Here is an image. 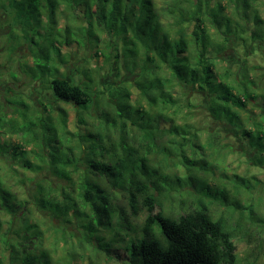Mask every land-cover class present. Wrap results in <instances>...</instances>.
Wrapping results in <instances>:
<instances>
[{"label":"trees","instance_id":"1","mask_svg":"<svg viewBox=\"0 0 264 264\" xmlns=\"http://www.w3.org/2000/svg\"><path fill=\"white\" fill-rule=\"evenodd\" d=\"M48 1L47 23L54 28L49 32L59 67L50 65L47 51L34 52L35 66L41 71L34 75L46 79L57 101L74 106L77 122L85 131H68L65 109L55 124L51 115L44 119L39 110L35 119L22 113L21 122L0 113V153H11L22 167L46 170L49 175L48 180L35 183L31 202L36 210L51 214L65 226L75 222L81 246L97 244L111 258L117 249L106 241L103 231L114 232V238L121 231H137L130 217L145 212L140 235H126L129 237L121 240L127 264H238L236 239L251 242L256 233L249 230L250 225L263 217L256 216L252 205L241 206L226 185L212 187L194 174H208L211 162L201 152L205 149L200 141L202 129L183 118L189 101L175 92L176 85L184 91L190 86L202 92L209 116L234 127L242 139L249 137V145L264 154V118L255 123L254 132L241 114L249 103L262 105L264 111L258 83L246 75L245 66L241 83L231 80L229 65L224 72L218 71L221 55L230 43L251 42L264 52V18L259 10L264 0ZM24 3L36 7L31 0H13L12 4ZM60 5L66 24L57 29L55 16ZM36 11L39 13L37 7ZM62 45L70 49L89 46L106 64L117 62L133 72L130 87L137 89L139 99L149 108L132 103L133 92L125 80L101 88L98 80L103 75L96 80L77 67L78 79L61 77L59 68L71 56L62 53ZM85 111L97 121L90 123L82 115ZM7 127L22 140L1 141ZM68 135L76 136L75 144L69 143ZM32 143L43 151L49 149L48 156L31 151L28 146ZM29 152L38 154V162L30 159ZM172 156L188 170L186 178L163 172L164 160ZM255 163L263 165L264 156ZM235 177V182H250ZM190 183L200 197L195 203L181 199L174 209L173 196L188 192L185 186ZM119 193L129 211L120 204ZM162 198L171 204L164 205ZM27 201L0 187V208L11 216L5 229L0 220V264H80L74 261L73 252L54 259L57 247H44L45 231L38 223L26 222L25 214L32 213ZM213 201L226 212L216 216L210 207ZM230 209L239 210L236 220L228 213ZM20 219L23 222L18 224ZM63 242H68L65 235Z\"/></svg>","mask_w":264,"mask_h":264},{"label":"rangeland","instance_id":"2","mask_svg":"<svg viewBox=\"0 0 264 264\" xmlns=\"http://www.w3.org/2000/svg\"><path fill=\"white\" fill-rule=\"evenodd\" d=\"M31 2L38 8L40 14L36 11V7L29 8L27 3H24L23 6H13V0H0V113L4 114L6 119L12 118L21 122L22 113L30 114L35 119L37 110H39L44 119L51 115L52 122L55 124L59 121L61 110L65 109L67 112L68 131L72 134L78 130L85 131V126L77 122L78 118L74 106L61 100L57 101L46 79L41 80L38 75H34L41 73L39 67L35 66L34 52L47 51V56L50 57L51 61L50 65L55 64L58 67L59 64H56V62L60 58L56 57L57 49L52 44V37L49 32L54 28H51V24L47 23L46 13H48L49 1L31 0ZM62 10L63 5L58 6L56 9L57 14L55 17L57 22L55 28L57 29L63 28L66 24ZM259 10L264 18V2L259 6ZM215 36L218 40H222L219 34ZM260 44L262 45V42ZM106 50L109 51L108 49ZM62 53L71 56H68V62L62 64L59 68L57 74H60L61 77L69 76L78 79L76 67L79 69L84 68L86 72L96 77V80H98V75H103L98 80V85L101 88H104L109 82L116 83L123 80L127 81L128 83L126 84L130 87L131 83L129 81L135 78L133 72L128 71L124 66L119 67L117 62L111 63L110 61L106 64L104 57L100 54L95 55V52L89 46L70 49L62 45ZM221 58V62L218 63V71L224 72L229 65L233 72L231 80L235 79L236 82L241 83L244 66L247 67L246 75L251 79H255L256 83H258L259 87H256V90L262 93L260 102L264 103V52L251 42L244 45L233 42L230 43L229 49L221 55ZM254 67L257 68L255 69ZM118 68L121 69L118 70ZM82 77L86 78L85 76ZM130 89L133 92L132 103L138 106L141 104L145 108H149V104L146 101L139 99L137 89L133 86ZM175 95L183 101H189V105L184 108L183 118L202 129L200 141L205 149L201 152L204 153L203 157L208 158L211 162L208 174L199 171H194V174L205 178L212 187L222 184L226 185L241 206L252 205L257 212L256 216L263 217L262 220L255 221V223L250 225L249 230L256 233L254 234L255 238L251 242H248L246 238L236 239L239 254L238 264H264V164L258 165L255 163L256 158L264 156V154L260 155L256 149L249 145V137L242 139L234 131V127L225 121H219L209 116L207 111L208 104L205 102L202 92H198L197 89L190 86H187L184 91L180 86L176 85ZM248 107V110H243L241 114L246 126L255 132L257 130L255 123L260 121V119L263 120L264 111L262 105L256 106L253 103H249ZM82 115L90 123L97 121L89 116L88 111L83 112ZM42 134L41 131L39 133L40 137H42ZM19 135L18 133H12L7 127L1 133V141H5L7 144L15 141L19 142V139L22 140ZM68 136L71 137L69 143L75 144L76 136ZM255 138L257 136H254ZM58 147L61 148V145H58ZM28 148L32 149L31 151L35 150L38 154L40 152L44 153V156H48L49 149H44L43 151L36 143L29 144ZM38 154L29 152L27 155L33 162H38ZM162 157L163 154H159V158ZM164 163L167 166L163 169V172L167 174L178 175L182 178H186L189 174L178 157L172 156L164 160ZM47 174L46 170L36 172L22 167L21 163L12 158L11 153H0V187L7 188L12 194L17 195L21 199L29 200L26 205L27 208L32 210V213L27 212L25 214L26 222L38 223L45 231L44 247L48 249L57 247L54 259L61 258L67 252H73L75 255L74 261L80 264H127L126 259L128 256L124 248L125 242L121 240L123 237L140 235V229L146 213L142 212L135 218L130 217L131 225L137 231H121L115 238L114 232L110 230L103 231L106 241H111L113 247L117 249L113 250L115 257L111 258L107 255V252L98 248L97 244L85 243L83 244L84 246H81L79 242L81 234H79L80 231L75 222L65 226L59 220L54 219L51 214L46 215L36 210L34 202H31V197L33 198L36 191L35 183L43 179L48 180L47 177L49 175ZM235 175L244 177L250 182L246 184L240 181L235 182ZM76 177L77 174L75 175ZM185 189L188 192L183 190L181 194L172 198L171 206H174L176 210L181 205V199H185L187 203H195L196 198L200 197V195H197L192 183L185 186ZM119 198L120 204L129 211V207L126 205L127 201L120 197V193ZM207 199L205 197V200ZM162 201L164 205L171 204L170 200L162 198ZM210 207L216 216L225 211L217 201H213ZM243 211L245 214L247 213L246 209H243ZM228 213L233 214L234 220L239 216V210L230 209ZM10 219L11 216L0 208V220L4 229L8 227ZM22 222V219L17 220L18 224ZM128 232L130 234H127ZM64 235L67 238V243L63 242Z\"/></svg>","mask_w":264,"mask_h":264}]
</instances>
